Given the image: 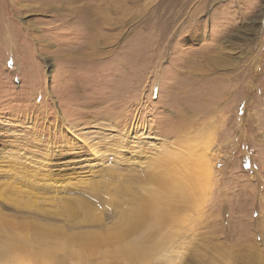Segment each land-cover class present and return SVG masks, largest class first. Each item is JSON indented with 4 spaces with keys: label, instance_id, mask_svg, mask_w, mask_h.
Listing matches in <instances>:
<instances>
[{
    "label": "rangeland",
    "instance_id": "rangeland-1",
    "mask_svg": "<svg viewBox=\"0 0 264 264\" xmlns=\"http://www.w3.org/2000/svg\"><path fill=\"white\" fill-rule=\"evenodd\" d=\"M0 264H264V0H0Z\"/></svg>",
    "mask_w": 264,
    "mask_h": 264
},
{
    "label": "bare ground",
    "instance_id": "bare-ground-1",
    "mask_svg": "<svg viewBox=\"0 0 264 264\" xmlns=\"http://www.w3.org/2000/svg\"><path fill=\"white\" fill-rule=\"evenodd\" d=\"M195 138L199 139L200 135H199V137L195 135ZM195 165H196L197 173L200 176L207 175L209 170H211V167H213V165L210 164L205 157H202L200 160H199V157H198ZM149 178H151V180L153 182H155V183L160 182V179H161V177L157 178V176L155 174H152ZM189 193H190V189H182V190H180V194H182V195H186L187 196V195H189ZM123 251H124L123 253H125L128 250H123Z\"/></svg>",
    "mask_w": 264,
    "mask_h": 264
}]
</instances>
